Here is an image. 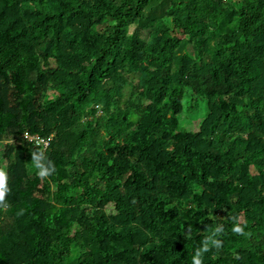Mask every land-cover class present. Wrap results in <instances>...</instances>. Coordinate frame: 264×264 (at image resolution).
<instances>
[{"label": "trees", "instance_id": "obj_1", "mask_svg": "<svg viewBox=\"0 0 264 264\" xmlns=\"http://www.w3.org/2000/svg\"><path fill=\"white\" fill-rule=\"evenodd\" d=\"M0 168V264H264V0H0Z\"/></svg>", "mask_w": 264, "mask_h": 264}, {"label": "clouds", "instance_id": "obj_2", "mask_svg": "<svg viewBox=\"0 0 264 264\" xmlns=\"http://www.w3.org/2000/svg\"><path fill=\"white\" fill-rule=\"evenodd\" d=\"M34 167L38 170L37 175L41 178L48 177L53 171V165L49 163L42 162L41 158L35 153L33 154ZM7 192V173L3 168H0V200L4 198ZM222 228L217 226L214 232L209 235L212 241V246L204 244L202 248L196 250L195 255L192 257V264H203V253L208 252L210 248L220 249L222 246V241L215 239L214 237L221 232ZM233 232L238 234H243L244 229L239 225L235 224L232 229Z\"/></svg>", "mask_w": 264, "mask_h": 264}, {"label": "rangeland", "instance_id": "obj_3", "mask_svg": "<svg viewBox=\"0 0 264 264\" xmlns=\"http://www.w3.org/2000/svg\"><path fill=\"white\" fill-rule=\"evenodd\" d=\"M205 114V111L203 110L202 108V105H201V108H199L198 110V115H194V116H191V117H184V124L187 126V128H189L191 131H195L196 130V127L198 125V121H200V119L203 117V115ZM95 201V195L93 193H90V194H87L85 199H84V202L86 203H93Z\"/></svg>", "mask_w": 264, "mask_h": 264}, {"label": "built area", "instance_id": "obj_4", "mask_svg": "<svg viewBox=\"0 0 264 264\" xmlns=\"http://www.w3.org/2000/svg\"><path fill=\"white\" fill-rule=\"evenodd\" d=\"M33 139H35L38 143L43 142L42 139H39V138H33ZM46 144H47V143H46Z\"/></svg>", "mask_w": 264, "mask_h": 264}]
</instances>
